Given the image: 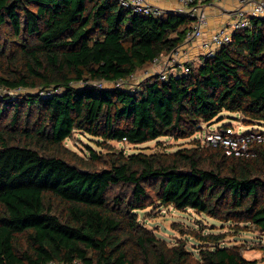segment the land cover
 <instances>
[{
  "label": "trees",
  "instance_id": "trees-1",
  "mask_svg": "<svg viewBox=\"0 0 264 264\" xmlns=\"http://www.w3.org/2000/svg\"><path fill=\"white\" fill-rule=\"evenodd\" d=\"M190 23L117 0H0V264H256L239 245L220 246V233L193 232L196 256L184 241L168 245L137 211L190 208L264 235V145L244 158L196 138L152 153L111 142L187 138L222 112L264 123V16L187 72L93 84L147 69ZM75 131L105 152L67 147Z\"/></svg>",
  "mask_w": 264,
  "mask_h": 264
},
{
  "label": "rangeland",
  "instance_id": "rangeland-1",
  "mask_svg": "<svg viewBox=\"0 0 264 264\" xmlns=\"http://www.w3.org/2000/svg\"><path fill=\"white\" fill-rule=\"evenodd\" d=\"M0 37L1 40L4 39L2 31ZM143 71H137L136 73L140 76ZM7 93L14 94V91H7ZM7 93L4 92V96H9ZM212 124H229L238 132L249 129L264 132V123L246 125L241 121L239 115L229 112H222L213 119ZM194 138L195 134L183 139L161 136L139 144L112 141L111 145L116 149H123L126 153L138 151L145 153L173 152L181 147H190ZM97 140L99 139L75 131L71 137L65 140V145L82 156H86L89 149L105 152V149L99 146ZM137 215L138 220L147 229L154 232L158 238L163 239L168 245L184 241L186 249L193 256L197 255L199 246L202 244L197 237L193 236V232L203 235L213 232L224 235L219 242L220 246L239 245L242 256L246 260H255L256 264H264V248H262L264 235L254 231L249 224L241 223L239 227H236L232 222H221L190 208L176 210L171 206L159 205L148 206L144 210H139Z\"/></svg>",
  "mask_w": 264,
  "mask_h": 264
},
{
  "label": "built area",
  "instance_id": "built-area-1",
  "mask_svg": "<svg viewBox=\"0 0 264 264\" xmlns=\"http://www.w3.org/2000/svg\"><path fill=\"white\" fill-rule=\"evenodd\" d=\"M118 4L125 9L136 14H143L152 17H159L163 14L185 15L191 19L190 26L186 31L185 41L191 42L197 39L202 33V27L206 24V18L203 13H199V6L208 2H225L226 0H173L178 3L175 8L162 9L152 4L148 0H117ZM238 6L229 12L231 20L228 25L214 30L208 40L201 41L199 44L201 55L196 62H201L205 57L213 56L216 49L228 44L231 40V34L234 30L249 26L252 17L264 16V0H236ZM162 65L155 72H144L141 75L131 74L127 79H117L112 83L105 81H95V86H106L108 84L114 87L128 85L133 87L135 84L148 79L152 75H159L161 79L167 75L180 72H187L186 62L180 59V45L168 54L157 56L152 60L151 65L158 62ZM136 81V82H132ZM195 138L202 145L221 148L226 155L235 157L252 158L256 156V146L264 145V132L249 129L238 132L229 124L204 123L202 129L195 133ZM264 248V245H262ZM48 264H65L50 262ZM67 264H83L79 260H73Z\"/></svg>",
  "mask_w": 264,
  "mask_h": 264
},
{
  "label": "crops",
  "instance_id": "crops-1",
  "mask_svg": "<svg viewBox=\"0 0 264 264\" xmlns=\"http://www.w3.org/2000/svg\"><path fill=\"white\" fill-rule=\"evenodd\" d=\"M152 4H155L162 9H172L175 8L178 3L173 0H148ZM238 6L236 0H226L225 2H208L199 6V13H203L206 18V24L202 27L201 35L194 41L188 42L184 41L180 44V59L184 62L195 61L201 55V50L199 44L201 41L208 40L211 33L229 24L231 17L229 12ZM162 59L160 62L150 65L144 72H155L162 65ZM138 75V74H136ZM143 75L140 77L142 78ZM136 82V81H132Z\"/></svg>",
  "mask_w": 264,
  "mask_h": 264
}]
</instances>
